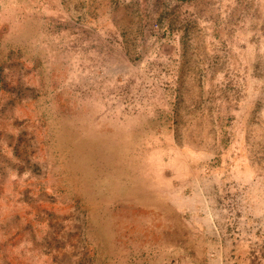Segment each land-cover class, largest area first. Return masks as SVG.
Masks as SVG:
<instances>
[{"label":"rangeland","instance_id":"rangeland-1","mask_svg":"<svg viewBox=\"0 0 264 264\" xmlns=\"http://www.w3.org/2000/svg\"><path fill=\"white\" fill-rule=\"evenodd\" d=\"M0 264H264V0H0Z\"/></svg>","mask_w":264,"mask_h":264}]
</instances>
